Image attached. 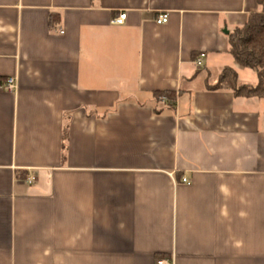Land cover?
I'll return each mask as SVG.
<instances>
[{
	"label": "crops",
	"instance_id": "crops-1",
	"mask_svg": "<svg viewBox=\"0 0 264 264\" xmlns=\"http://www.w3.org/2000/svg\"><path fill=\"white\" fill-rule=\"evenodd\" d=\"M260 10L0 0V264H264V98L208 89L257 84L230 49Z\"/></svg>",
	"mask_w": 264,
	"mask_h": 264
},
{
	"label": "trees",
	"instance_id": "trees-1",
	"mask_svg": "<svg viewBox=\"0 0 264 264\" xmlns=\"http://www.w3.org/2000/svg\"><path fill=\"white\" fill-rule=\"evenodd\" d=\"M261 10L251 14L246 24L233 32L230 53L234 61L242 68L252 70L257 77V84L252 86L238 85L237 74L231 68H224L220 73L217 84L209 90L226 88L232 91L234 97L264 98V0H256ZM156 102L165 99L167 106L172 109L174 95L169 92H154Z\"/></svg>",
	"mask_w": 264,
	"mask_h": 264
},
{
	"label": "built area",
	"instance_id": "built-area-1",
	"mask_svg": "<svg viewBox=\"0 0 264 264\" xmlns=\"http://www.w3.org/2000/svg\"><path fill=\"white\" fill-rule=\"evenodd\" d=\"M125 19H126V13L125 12H120L117 16H115L111 20V24H113V25H122L125 22ZM167 21H168V16H167V14H164V13L157 15V17L155 18V23L157 25L165 24V23H167ZM60 33H62V32H60ZM203 58H204V55L200 54L195 59V62H194L195 65L196 66H202ZM15 88H16L15 78H8L3 84V89L6 90V91L12 92V91L15 90ZM161 102H165V99L162 98ZM33 180H34L33 178H29L28 181H27L28 184H31ZM182 183L189 184L188 181L185 178H182ZM159 264H168V263L167 262H159Z\"/></svg>",
	"mask_w": 264,
	"mask_h": 264
}]
</instances>
